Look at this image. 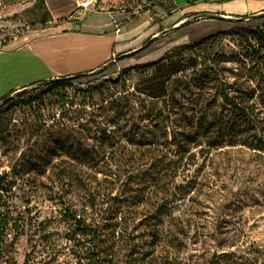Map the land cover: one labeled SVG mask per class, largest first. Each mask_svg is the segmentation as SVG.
Wrapping results in <instances>:
<instances>
[{
  "label": "rangeland",
  "instance_id": "rangeland-1",
  "mask_svg": "<svg viewBox=\"0 0 264 264\" xmlns=\"http://www.w3.org/2000/svg\"><path fill=\"white\" fill-rule=\"evenodd\" d=\"M160 6L175 10L172 0H0V51L111 16L153 13L161 26L130 66L117 57L0 102L17 238L0 264H264V151L253 147L264 140V46L252 35H264V13L176 27ZM165 56L185 71L164 84L170 63L146 66ZM7 58L0 98L15 81Z\"/></svg>",
  "mask_w": 264,
  "mask_h": 264
},
{
  "label": "crops",
  "instance_id": "crops-1",
  "mask_svg": "<svg viewBox=\"0 0 264 264\" xmlns=\"http://www.w3.org/2000/svg\"><path fill=\"white\" fill-rule=\"evenodd\" d=\"M172 1L175 10L170 23L174 21L176 27L192 17H200L214 23L216 21V28L219 29L218 20L264 13V0H226L224 3L212 0ZM109 18L112 21L100 22L103 26L95 23L89 30L68 28L11 42L4 48L5 51H0V55H7L4 61L5 75L13 68L14 73L9 79L13 82L14 78L15 81L6 85L8 91L0 100L12 92L51 78L93 73L119 56H130L125 58L127 60H121V65L130 66L138 62L132 54L161 29L148 14L137 15L124 24L114 16ZM142 18L146 19L143 21ZM146 60L148 58L141 61Z\"/></svg>",
  "mask_w": 264,
  "mask_h": 264
},
{
  "label": "trees",
  "instance_id": "trees-1",
  "mask_svg": "<svg viewBox=\"0 0 264 264\" xmlns=\"http://www.w3.org/2000/svg\"><path fill=\"white\" fill-rule=\"evenodd\" d=\"M212 2L224 3V2H226V0H212ZM160 7H162L166 12H168V15H172V13L167 8H165L164 6H160ZM151 19L156 24L157 20H155L153 13H151ZM222 35H227V33L223 32V33L218 34L217 36H210V37L204 38L199 43L191 46V48H196V47L202 45L203 43L211 41L215 37H219ZM252 35H253L254 39L260 45L264 46V35L263 34L253 32ZM119 57H122V56H119ZM170 59L171 58L169 56H165V57L161 58L160 60H158L157 62L150 63L148 66H146V67H150V68L151 67H157L158 69H162V68L164 69L167 66L166 61H168L170 63L169 66L172 67V71H171V73H169V75H166V80H165L164 84L168 83L169 81H171L173 79V77H176V76L180 75L181 73H184V71H185V69L182 66L178 65V62H174V61L170 62ZM97 71H99V70H97ZM97 71H95V72H97ZM95 72H93V73H95ZM93 73L75 74L74 76H71V77H63L62 79H60L57 82H60L61 84H63L64 82H71V81H73V79H76V78L82 77V76H86L89 74H93ZM7 100H8V97H4L0 100V102L5 104L6 103L5 101H7ZM224 100L234 111L238 112L239 115L243 117V111L244 110L239 105H237L233 100H231L226 95H224ZM32 103H33V100L30 99V100H27L26 102L23 101L21 104L30 106V105H32ZM253 147H257L255 149L264 151V140L259 139L257 144ZM12 188H13V182L11 180L9 181L8 175H0V257H1V259L4 258L7 250L10 248V243L12 241H14V239H17V238L11 239L13 229L16 227L15 226L16 221L14 220V218L12 216H10L9 208L7 207V204L5 201V198L12 191ZM74 219L77 222L80 221V220H77L76 218H74ZM109 255H111V260L114 262L115 253L112 252ZM222 256H233V254H222ZM126 264H128V263H126ZM210 264H215L214 260Z\"/></svg>",
  "mask_w": 264,
  "mask_h": 264
},
{
  "label": "bare ground",
  "instance_id": "bare-ground-1",
  "mask_svg": "<svg viewBox=\"0 0 264 264\" xmlns=\"http://www.w3.org/2000/svg\"><path fill=\"white\" fill-rule=\"evenodd\" d=\"M91 4V2L85 3V4H81L82 7H88Z\"/></svg>",
  "mask_w": 264,
  "mask_h": 264
}]
</instances>
